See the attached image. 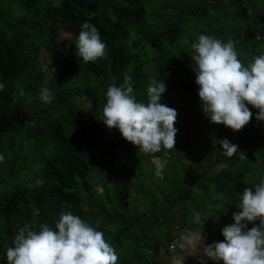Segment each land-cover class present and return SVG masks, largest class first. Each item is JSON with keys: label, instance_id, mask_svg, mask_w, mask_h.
Listing matches in <instances>:
<instances>
[{"label": "trees", "instance_id": "16d2710c", "mask_svg": "<svg viewBox=\"0 0 264 264\" xmlns=\"http://www.w3.org/2000/svg\"><path fill=\"white\" fill-rule=\"evenodd\" d=\"M86 21L107 45L88 63L75 49ZM201 34L236 41L247 65L264 54V0H0V264L21 227L54 229L66 212L102 231L118 264L152 262L175 227L201 225L196 212L223 241L244 188L264 177V121L248 105L252 119L233 131L202 112L191 60ZM125 75L138 102H147L151 79L165 84L161 103L177 111L175 149L144 154L103 125L107 88ZM223 139L248 159L227 157ZM154 157L167 161L163 179ZM219 163L227 168L216 173Z\"/></svg>", "mask_w": 264, "mask_h": 264}, {"label": "clouds", "instance_id": "9594fccd", "mask_svg": "<svg viewBox=\"0 0 264 264\" xmlns=\"http://www.w3.org/2000/svg\"><path fill=\"white\" fill-rule=\"evenodd\" d=\"M80 28L75 49L82 61L95 62L105 57L107 45L101 40L98 28L87 21ZM191 49L201 109L211 123L240 131L253 116L248 105L258 110L255 119L264 121V54L245 65L238 58L236 41L230 38L224 42L204 34L191 43ZM124 81L120 87L107 88L103 125L118 130L124 140L144 154L175 149L177 111L161 103L165 84L151 79L144 103L132 95L131 77L125 75ZM39 95L45 104L54 99L47 87L41 88ZM219 143L227 157L238 155L240 160L248 159L237 144L227 139ZM4 159L0 154V162ZM166 163L154 157L156 177L163 179ZM226 168L227 164L219 163L214 171L219 173ZM44 182L43 178L37 179L28 187H41ZM236 207L239 211L232 213L233 223L221 229L223 241L211 244L204 243V221L201 223L199 212L194 213V221L201 227L184 236L185 252L200 256L199 264L208 260L214 264H264V177L254 188H244ZM33 212L39 214L34 207ZM13 244L6 252L8 264H118L119 260L102 231L70 212L60 214L54 229L47 223H41L38 230L25 224L18 230Z\"/></svg>", "mask_w": 264, "mask_h": 264}, {"label": "crops", "instance_id": "0c3cea01", "mask_svg": "<svg viewBox=\"0 0 264 264\" xmlns=\"http://www.w3.org/2000/svg\"><path fill=\"white\" fill-rule=\"evenodd\" d=\"M201 225L195 228H184L181 230L180 242L173 251H167L166 248L160 247L157 250L155 259L147 264H199L201 259L198 255H188L185 252L184 236L188 233L198 230ZM219 229L216 227L212 233H209L208 227L203 225L202 234L206 236L205 244H211L217 242L216 236L218 235ZM211 261V260H208ZM213 262V261H212Z\"/></svg>", "mask_w": 264, "mask_h": 264}, {"label": "built area", "instance_id": "2783aa9c", "mask_svg": "<svg viewBox=\"0 0 264 264\" xmlns=\"http://www.w3.org/2000/svg\"><path fill=\"white\" fill-rule=\"evenodd\" d=\"M180 235H181V230L175 227L173 234H171V237L167 242V245H166L167 251H173L175 247L179 245Z\"/></svg>", "mask_w": 264, "mask_h": 264}, {"label": "rangeland", "instance_id": "374dc122", "mask_svg": "<svg viewBox=\"0 0 264 264\" xmlns=\"http://www.w3.org/2000/svg\"><path fill=\"white\" fill-rule=\"evenodd\" d=\"M55 2H57L58 0H54ZM67 40H68V34L66 33V32H64V31H61L60 32V41L61 42H67ZM56 60H60V56H58L57 58H56ZM40 68H42V69H44L45 68V63L44 62H41V64H40ZM41 69V70H42ZM50 71L51 72H55L56 71V68L55 67H53V68H51L50 69Z\"/></svg>", "mask_w": 264, "mask_h": 264}]
</instances>
